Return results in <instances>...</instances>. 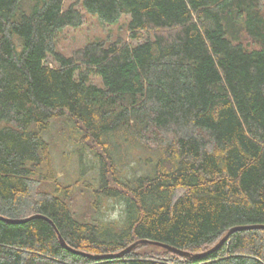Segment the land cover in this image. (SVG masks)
Returning <instances> with one entry per match:
<instances>
[{"label":"trees","instance_id":"obj_1","mask_svg":"<svg viewBox=\"0 0 264 264\" xmlns=\"http://www.w3.org/2000/svg\"><path fill=\"white\" fill-rule=\"evenodd\" d=\"M84 14L128 15L127 39L64 54ZM62 115L100 149L88 171L79 150L83 216L43 137ZM112 132L155 154L147 173L122 174ZM36 214L68 247L42 218L0 219V264H264V228L209 251L264 225V0H0V216ZM142 239L162 245L102 257Z\"/></svg>","mask_w":264,"mask_h":264},{"label":"rangeland","instance_id":"obj_2","mask_svg":"<svg viewBox=\"0 0 264 264\" xmlns=\"http://www.w3.org/2000/svg\"><path fill=\"white\" fill-rule=\"evenodd\" d=\"M74 0H66V4ZM128 15H123L117 24L101 23L97 17L84 14L83 24L78 28H66L58 37V49L64 54L69 55L75 49L83 46L87 41L104 40L112 41L117 37L127 39L126 22ZM152 33V32H150ZM150 33H144L150 34ZM152 36V35H149ZM140 40L132 41L138 43ZM75 131L78 133L76 134ZM122 131V130H120ZM79 131L72 128V123L67 115H62L51 120L49 129L43 133L44 139L48 142L52 157L53 167L59 183L63 186H71L70 208L78 216L86 215L91 201L90 189L75 185L79 173V150L83 153V167L88 171L91 163H95L98 168L97 159L94 157V151L99 153L100 149L96 144L87 140L86 142L79 136ZM116 133L106 135V141L109 143V149L116 158L122 174L127 176V169L135 168L136 174L147 173L149 167L145 165L146 160L156 158L155 154L147 151L139 144L130 145L123 138L117 137ZM89 141V142H88ZM114 158V159H115ZM94 159V160H92ZM85 171V172H86ZM90 181L96 186L97 170L89 171L81 180ZM85 184V183H83ZM49 188L52 189L51 184ZM120 205L109 199L102 203V215L107 219H114L119 213Z\"/></svg>","mask_w":264,"mask_h":264},{"label":"water","instance_id":"obj_3","mask_svg":"<svg viewBox=\"0 0 264 264\" xmlns=\"http://www.w3.org/2000/svg\"><path fill=\"white\" fill-rule=\"evenodd\" d=\"M32 218H42L46 221H48L49 223H51V225L54 227L56 233H57V236H58V239L60 241V243L64 246V247H68L65 243V241L63 240V238L61 237L60 233L58 232L57 228L55 227V225L53 224V222L46 216H43V215H40V214H36V215H31L30 217H27L25 219H22V220H11V219H8V218H4V217H1L0 216V219L2 220H5V221H8V222H16V223H21V222H24V221H27L29 219H32ZM246 228H264V225H254V226H235V227H232L229 229V231L227 232V234L216 244L214 245L209 251H213L215 250L218 246H220L223 241L227 238V236L236 231V230H240V229H246ZM140 243H153V244H159V245H162L160 243H157V242H153V241H149V240H146V239H142V240H137L135 241L134 243H132L131 245H129L128 247L124 248L123 250L117 252V253H113V254H108V255H104L102 257L104 258H118L120 257L122 254H125L127 253L128 251H130L131 249H133L137 244H140ZM167 248H170L169 246H166V245H163ZM171 250L179 253V254H182V255H189V253L187 252H183V251H180V250H176V249H173V248H170ZM96 258H101V257H96Z\"/></svg>","mask_w":264,"mask_h":264}]
</instances>
